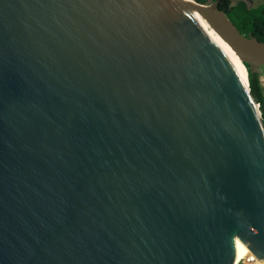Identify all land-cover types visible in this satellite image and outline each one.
<instances>
[{
	"label": "water",
	"instance_id": "obj_1",
	"mask_svg": "<svg viewBox=\"0 0 264 264\" xmlns=\"http://www.w3.org/2000/svg\"><path fill=\"white\" fill-rule=\"evenodd\" d=\"M197 13L264 67L219 1L0 0V264L264 260L261 107Z\"/></svg>",
	"mask_w": 264,
	"mask_h": 264
},
{
	"label": "trees",
	"instance_id": "obj_2",
	"mask_svg": "<svg viewBox=\"0 0 264 264\" xmlns=\"http://www.w3.org/2000/svg\"><path fill=\"white\" fill-rule=\"evenodd\" d=\"M200 3L219 1V8L223 10L238 30L245 36L252 35L259 41L264 42V4L258 7H249L252 0H195ZM248 70V78L251 92L260 104L264 120V87L261 84L260 72L253 70L249 64H245Z\"/></svg>",
	"mask_w": 264,
	"mask_h": 264
},
{
	"label": "bare ground",
	"instance_id": "obj_3",
	"mask_svg": "<svg viewBox=\"0 0 264 264\" xmlns=\"http://www.w3.org/2000/svg\"><path fill=\"white\" fill-rule=\"evenodd\" d=\"M197 18L207 31V33L211 36V38L225 51L228 55L234 66L239 71L240 75L247 80V69L246 66L241 62L239 57L234 53L231 47L224 41V39L220 36V34L211 26L210 22L200 13H197ZM238 254H237V261L247 255H249V249L247 246L243 245L242 243H238Z\"/></svg>",
	"mask_w": 264,
	"mask_h": 264
},
{
	"label": "built area",
	"instance_id": "obj_4",
	"mask_svg": "<svg viewBox=\"0 0 264 264\" xmlns=\"http://www.w3.org/2000/svg\"><path fill=\"white\" fill-rule=\"evenodd\" d=\"M235 264H264V260H259L249 251V255L239 259Z\"/></svg>",
	"mask_w": 264,
	"mask_h": 264
},
{
	"label": "rangeland",
	"instance_id": "obj_5",
	"mask_svg": "<svg viewBox=\"0 0 264 264\" xmlns=\"http://www.w3.org/2000/svg\"><path fill=\"white\" fill-rule=\"evenodd\" d=\"M254 1V4H252L251 6L253 7H256L262 3H264V0H253ZM255 70L259 71L260 72V79H262L263 81V87H264V67H253Z\"/></svg>",
	"mask_w": 264,
	"mask_h": 264
},
{
	"label": "flooded vegetation",
	"instance_id": "obj_6",
	"mask_svg": "<svg viewBox=\"0 0 264 264\" xmlns=\"http://www.w3.org/2000/svg\"><path fill=\"white\" fill-rule=\"evenodd\" d=\"M252 4H254V1L252 0ZM262 4H264V3H262ZM259 6V5H258ZM258 6H256V7H258ZM252 7V6H251ZM254 7V6H253ZM256 7H254V8H256ZM252 67H254V66H252ZM253 70H255L254 68H253ZM262 84V83H261ZM262 86H263V84H262Z\"/></svg>",
	"mask_w": 264,
	"mask_h": 264
}]
</instances>
